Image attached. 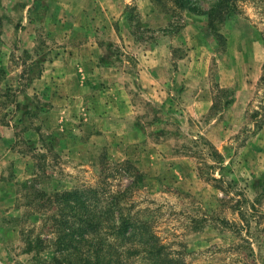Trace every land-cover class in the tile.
<instances>
[{
  "label": "rangeland",
  "instance_id": "374dc122",
  "mask_svg": "<svg viewBox=\"0 0 264 264\" xmlns=\"http://www.w3.org/2000/svg\"><path fill=\"white\" fill-rule=\"evenodd\" d=\"M181 2L0 0V264H85L54 220L76 189L175 264H264V0L223 38Z\"/></svg>",
  "mask_w": 264,
  "mask_h": 264
},
{
  "label": "trees",
  "instance_id": "16d2710c",
  "mask_svg": "<svg viewBox=\"0 0 264 264\" xmlns=\"http://www.w3.org/2000/svg\"><path fill=\"white\" fill-rule=\"evenodd\" d=\"M178 1H182L180 8L207 15L210 32L223 38L220 26L236 15L240 0H214L207 10L197 3L193 6L192 0ZM261 85H264V64L258 89L248 107V111H252L254 101L261 99L259 109L251 114L258 129L264 126V91L260 92ZM210 155L217 157L220 167H223V155L214 148ZM91 193L90 189H76L56 197L59 204L58 217L54 216L56 236L57 242L64 245L63 252L71 249L72 254L77 253L86 261L85 264H130L134 257L143 259V262L146 259L144 264H175L145 222H138L124 211L116 214L119 197L102 204L97 194Z\"/></svg>",
  "mask_w": 264,
  "mask_h": 264
}]
</instances>
